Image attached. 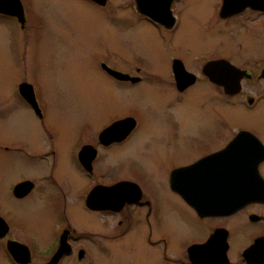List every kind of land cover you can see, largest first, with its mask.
<instances>
[{"label":"flooded vegetation","instance_id":"flooded-vegetation-1","mask_svg":"<svg viewBox=\"0 0 264 264\" xmlns=\"http://www.w3.org/2000/svg\"><path fill=\"white\" fill-rule=\"evenodd\" d=\"M81 1L125 9L127 41L149 32L165 54L158 70L136 57L125 60L129 68L101 57L102 75L153 101L168 78L176 112L158 111L162 127L143 135L134 112L73 132L48 120L40 87L16 80L12 97L0 95V264H103L119 247L162 264H264V0H206L199 32L216 31L221 49L198 52L181 34L190 0ZM0 7V28L12 35L43 29L33 0ZM189 106L200 125L214 122L210 143L189 144L200 137L181 127L179 111ZM228 107L244 120L234 129ZM116 155L133 165L123 176H109ZM228 198L238 206L212 208Z\"/></svg>","mask_w":264,"mask_h":264},{"label":"rangeland","instance_id":"rangeland-1","mask_svg":"<svg viewBox=\"0 0 264 264\" xmlns=\"http://www.w3.org/2000/svg\"><path fill=\"white\" fill-rule=\"evenodd\" d=\"M190 1V8L184 20L185 26L181 32L187 39L186 46L194 52L208 48L221 49L220 37L216 31H211V34L199 32V24L206 22L204 5L207 1ZM33 5L41 17V31H33L34 33L29 35H22L21 32L12 35L11 31L0 28L1 96L14 95L16 80L27 79L36 87H40L48 107V120L58 129L64 128L73 132L77 128L94 127L96 123L107 122L113 115L134 112L142 118L140 133L143 135L162 127L158 111L164 114L176 112L173 103L174 92L168 78L160 87L165 88V95L153 101L151 95L141 87L130 90L117 89L118 85L99 71L97 62L101 57L105 58V63L121 64L122 68L131 67L125 60L135 57L145 60L146 64L151 63L154 70H158L160 64L165 63V54L161 56L157 52L156 42L149 32L135 30L130 34L132 43L127 41L129 34L125 32V9H100L81 0H63V3L59 0H33ZM213 25V28L217 29V24ZM108 45L115 51L106 50ZM198 101L203 102L202 98L192 102L197 104ZM233 109L237 107H228L229 129L236 128L244 121H236L238 116L236 113L235 117L231 114ZM206 114L211 115L210 112ZM243 115L244 113L239 114L241 117ZM179 116L183 120L181 127L200 136L189 144L199 145L206 141L210 143V130L215 129L213 121L209 124V120H205V123L200 125L197 110L192 106L180 110ZM261 116L263 117L262 114ZM31 132H25L26 136ZM17 133L16 137H22L20 131ZM3 137L11 136L4 133ZM130 165L132 163L125 156L116 155V162L109 171V176H123L124 169ZM134 167L140 169L143 166L137 162ZM2 187L0 179V193ZM28 221H23L24 227L38 236L37 230L41 228H38L39 225L34 220L37 228L30 227ZM41 225L46 232H50L51 224L46 222ZM141 256L146 264H162L159 259H149V256L145 259L144 252H130L124 247L115 248L112 259L104 260L103 264H139Z\"/></svg>","mask_w":264,"mask_h":264},{"label":"water","instance_id":"water-1","mask_svg":"<svg viewBox=\"0 0 264 264\" xmlns=\"http://www.w3.org/2000/svg\"><path fill=\"white\" fill-rule=\"evenodd\" d=\"M0 10H1V7H0ZM236 144V142H233L232 143V146H234ZM238 200L239 199H232V198H228V199H225L222 203V205H216V204H213L212 205V208H216V209H221L223 212H229L230 210L236 208V205L238 206Z\"/></svg>","mask_w":264,"mask_h":264}]
</instances>
